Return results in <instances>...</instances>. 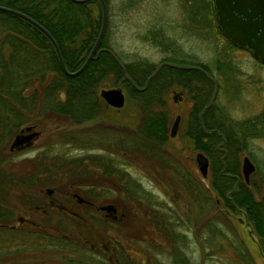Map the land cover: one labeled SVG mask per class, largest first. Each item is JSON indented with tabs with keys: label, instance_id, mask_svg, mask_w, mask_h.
I'll return each instance as SVG.
<instances>
[{
	"label": "rangeland",
	"instance_id": "1",
	"mask_svg": "<svg viewBox=\"0 0 264 264\" xmlns=\"http://www.w3.org/2000/svg\"><path fill=\"white\" fill-rule=\"evenodd\" d=\"M211 4L210 0H110L102 37L124 62L142 58L151 63L154 70L162 61L174 65L197 62L199 66L206 65L212 76L222 79L217 66H224L227 78L217 92L218 103L233 119L253 117L264 108V65L247 50L227 43V38L216 25ZM93 6L96 12L98 6ZM225 60L229 61L231 69L226 68ZM227 70L234 73L230 74ZM121 89L125 94V103L120 108L109 105L107 117L73 124L69 119L53 116L39 125L23 127L20 134L28 135L31 132L33 135L26 136V142L20 148L10 147L13 135L6 139L0 152L4 156L7 154L9 160L5 166L14 171L28 173L35 169L37 155L60 158L59 165L64 160L84 156V163L89 165L85 175H67L63 172L59 180L34 182L12 189L10 204L15 214L14 226L34 227L41 230L40 234L57 236L65 234L60 225L69 218V224L78 235L76 241L85 246L93 257L109 262L127 259L124 264H172L174 251L178 250L185 257L186 264H264V251L245 212L230 209L218 198L211 185L209 160L204 169L197 159L201 151L195 147L192 137L185 133L193 103L190 93L177 83L165 92L163 101L168 114L169 135L161 155L149 158L130 148L122 150L115 144L107 147L111 139L123 135L116 121L128 127L136 123L139 105L125 87ZM177 114L180 115L179 125L176 133L170 135V127ZM96 122L112 130L105 144L100 145L95 139L87 146L62 141V134L66 130L73 129L79 133L87 128L92 131ZM105 155L112 159L110 173L105 172V166H99L89 158ZM244 155L255 165L249 182L252 176L256 182L255 197L260 198L264 196V136L249 137L247 149L240 151L234 167L241 177ZM67 166L71 168L72 164ZM55 168L52 167L53 172ZM68 168H65V172ZM187 175L213 197L212 206L204 202V192H200L199 200L194 202L190 196L187 197L182 186L174 183ZM129 177L134 178L146 191V196L133 203L121 191ZM89 187H93L94 194L100 195L86 196ZM21 194H35L37 203L22 199ZM81 196L92 199L88 207L77 200ZM63 207L66 209L63 210ZM86 208H90L92 218L100 216V219L108 222V228H104L101 222L95 223L93 219L91 222L79 221L75 226V214L82 213ZM149 209H158L159 218L165 217V221L168 217L164 213L170 215V209H177L183 220L174 222L173 230L169 233L175 231L178 235L168 237L160 226L153 231V222L145 217ZM66 213L73 215L74 220L66 217ZM48 217L50 222H47ZM60 219L62 223L57 222ZM111 236L119 242L116 243ZM65 251L70 256L64 258L63 252L49 253L44 250H39L40 254L25 251L14 255L12 252L1 257V262L88 264L94 261L92 256L86 258L79 252ZM70 257L76 261L68 260Z\"/></svg>",
	"mask_w": 264,
	"mask_h": 264
},
{
	"label": "trees",
	"instance_id": "2",
	"mask_svg": "<svg viewBox=\"0 0 264 264\" xmlns=\"http://www.w3.org/2000/svg\"><path fill=\"white\" fill-rule=\"evenodd\" d=\"M104 1L107 10L110 0ZM211 3L212 0H210ZM0 4L17 9L43 25L57 42L68 70H75L83 63L101 27V0L83 2L0 0ZM93 5L98 6L96 12ZM227 43L236 47L228 39ZM97 50L99 52L96 55ZM97 50L82 71L72 76L67 75L60 65L52 41L40 28L19 15L0 10V148L12 135L14 140L10 144L11 148L24 146L26 136L30 134L32 137L33 134L31 132L28 135L20 134L22 128L39 125L43 120L53 116L64 117L71 120L73 124L97 121L107 117L109 105L99 95V88L103 85H117L125 87L139 107L136 111L134 126L128 127L124 123L115 122L119 124L118 127L122 129L123 135L111 139L107 147L115 144L122 147V150L130 148L132 151L154 158V156L161 155L163 144L169 135L168 114L164 108L165 101H163L164 94L172 84L177 83L192 96L193 105L189 112L192 124L191 129L187 127L185 133L192 137L195 147L207 156L212 169L213 189L225 206L238 210V212H245L252 230L257 234L260 247L264 251V196L256 198L255 179L251 176L250 182L246 183L234 167L240 151L247 149L249 137L264 136V108L253 117L242 120L233 119L228 112L222 110L217 100V92L221 89L222 82L226 83L227 73L223 69L224 66L219 64L218 74L222 79L212 76L211 70L206 65L199 66L197 62L189 64L198 65L206 73L196 67L186 68L163 64L149 79L147 85L139 89L138 87H143L147 77L154 71L151 63L142 58H136L130 62L120 60L117 53L107 44L104 36ZM111 52L121 61L131 81L124 78L121 66ZM228 62L224 61L228 65L226 68L231 69ZM227 71L230 74L234 73L233 70ZM215 85L217 91L213 102L199 119L198 113L209 103ZM94 126L92 131L85 128L79 133L68 129L62 134L64 137L62 141L76 146H87L95 139L100 145L105 144L107 138L111 137L112 130L103 128L100 122H96ZM0 155V264H3L1 257L10 255L12 252L16 255L25 251L33 254H40L39 250L49 253H52L51 251L63 252L64 257L70 256V253L65 251L67 250L79 252L78 254L86 258L88 255L93 257L94 255L89 253L85 246L75 240L78 235H75L72 224H69L71 219L68 218L64 224L61 219L57 221L62 223L60 229L65 234L43 235L40 234V229L37 230L34 227L14 226L12 222L15 214L10 204L13 196L12 189L21 185L59 180L64 175L63 172L67 175H85L89 171V165L84 163L85 157L64 160L62 165H59L60 158L37 155L36 168L28 173H22L7 168L5 166L9 160L7 154L4 156L0 152ZM89 158L99 166H105V172L110 173L111 157L105 155ZM68 164H72V167L68 168ZM62 166L68 168L66 172ZM52 167H56L54 172ZM187 176L174 183L182 186L187 197L190 196L194 202H197L200 192L204 191L195 179ZM121 191L132 203L143 195L146 196V191L132 177H129V181H126ZM86 194L88 197L100 195L93 193V187H89ZM203 195L204 202L212 206L213 197L205 192ZM21 198L32 200L31 202L37 201L35 194H21ZM79 198L77 197V200L86 207L92 202V199L83 196ZM86 209L82 213L75 214V217L66 213V217H74L75 220L73 218L74 221H72L75 226L79 221L91 222L93 219L95 223L101 222L104 228H108V222L100 219V216L92 218L90 208ZM169 212L170 215L164 213V216L168 217L166 221L165 217L159 218L158 209H149L145 217L153 222V231L158 230L157 227L160 226L168 237H176L178 234L175 231L172 234L169 232H172L171 227L174 222L182 221L183 216L177 209H170ZM49 218L47 222H50ZM18 234L21 236L19 237ZM12 248V251L9 250ZM3 249L6 250L3 251ZM93 258L94 261L88 264H124L127 261L125 259L109 262L99 257ZM67 259L76 261L71 257ZM172 264H186L185 257L178 250L174 251Z\"/></svg>",
	"mask_w": 264,
	"mask_h": 264
},
{
	"label": "water",
	"instance_id": "3",
	"mask_svg": "<svg viewBox=\"0 0 264 264\" xmlns=\"http://www.w3.org/2000/svg\"><path fill=\"white\" fill-rule=\"evenodd\" d=\"M74 1L83 2L86 0H74ZM212 3H213L215 22L219 31L223 34V36L227 38L230 42L235 44L236 46L247 50L252 55L253 58H255L257 61L261 62L264 65V0H212ZM101 4H102V21H101V27L99 33L87 57L85 58L83 63L75 70L67 69L64 60L61 56L57 42L43 25H41L27 14L17 9L0 4V10L19 15L27 19L34 25H36L38 28H40L52 41L56 49V52L58 54L59 62L63 71L67 75L72 76L84 69V67L87 65L89 60L93 57L94 52L97 50L99 42L102 38L105 29L107 13H106L105 1L101 0ZM98 52L99 50H97L96 55L98 54ZM112 54L114 55L116 61L121 66V69L124 74V78L129 79L128 75L125 73L121 61L115 56L114 53ZM163 64L174 65L167 61H162L160 64L157 65L155 70L147 77L144 86L138 88L143 89L147 85L149 79L159 70V68ZM174 66L177 67L181 66L186 68L196 67L198 69L203 70L206 73L204 69L196 65H189V66L174 65ZM216 91H217V86L215 85V89L213 91L212 97L209 103L205 105L203 110H205L213 102ZM99 95L108 105L112 107L120 108L125 103V94L121 89V87L118 86L101 87L99 89ZM179 120H180V115L177 114L171 124L170 135H174L176 133L179 125ZM197 159L203 168L206 167L208 163V159L204 153L202 152L198 153ZM241 168L245 182L249 183V177L250 174L255 169V165L247 155L243 156ZM262 189L264 192V181L262 183ZM107 208H109V206Z\"/></svg>",
	"mask_w": 264,
	"mask_h": 264
},
{
	"label": "flooded vegetation",
	"instance_id": "4",
	"mask_svg": "<svg viewBox=\"0 0 264 264\" xmlns=\"http://www.w3.org/2000/svg\"><path fill=\"white\" fill-rule=\"evenodd\" d=\"M178 67H181V66H178ZM203 71V70H202ZM192 99V98H191ZM192 105H193V103H192ZM205 107V106H204ZM204 107L202 108V110L200 111V113H198V117H199V119H200V117H201V114L202 113H204V111L206 110H203L204 109ZM190 115V114H189ZM180 121V120H179ZM191 124H192V121H191V119H190V117H188V126L190 127V129H191ZM16 144H17V142H16ZM78 199H80L79 197H78ZM63 210L64 209H66V208H62ZM69 214V213H68ZM107 234L108 235H111L110 233H109V231H107ZM112 238H114L113 240L116 242V243H118L119 241L115 238V237H113V236H111ZM78 239V238H77ZM76 238H75V240H77ZM84 240H86V238L84 239Z\"/></svg>",
	"mask_w": 264,
	"mask_h": 264
},
{
	"label": "bare ground",
	"instance_id": "5",
	"mask_svg": "<svg viewBox=\"0 0 264 264\" xmlns=\"http://www.w3.org/2000/svg\"><path fill=\"white\" fill-rule=\"evenodd\" d=\"M121 60V59H120ZM117 62V61H116ZM119 64V63H118ZM185 66H189V65H185ZM152 80V79H151ZM239 171V170H238ZM256 172V171H255Z\"/></svg>",
	"mask_w": 264,
	"mask_h": 264
}]
</instances>
